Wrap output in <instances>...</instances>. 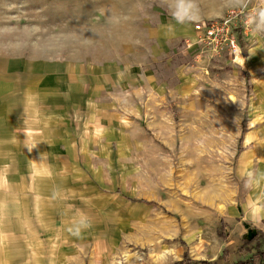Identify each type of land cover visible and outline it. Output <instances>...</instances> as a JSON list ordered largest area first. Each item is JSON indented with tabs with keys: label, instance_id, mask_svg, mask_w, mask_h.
Returning a JSON list of instances; mask_svg holds the SVG:
<instances>
[{
	"label": "rangeland",
	"instance_id": "374dc122",
	"mask_svg": "<svg viewBox=\"0 0 264 264\" xmlns=\"http://www.w3.org/2000/svg\"><path fill=\"white\" fill-rule=\"evenodd\" d=\"M189 2L0 0V264H264V31Z\"/></svg>",
	"mask_w": 264,
	"mask_h": 264
},
{
	"label": "built area",
	"instance_id": "2783aa9c",
	"mask_svg": "<svg viewBox=\"0 0 264 264\" xmlns=\"http://www.w3.org/2000/svg\"><path fill=\"white\" fill-rule=\"evenodd\" d=\"M249 11H231L219 20L198 24L188 47H201L215 56L225 53L237 62L241 58L240 37L246 38L250 30Z\"/></svg>",
	"mask_w": 264,
	"mask_h": 264
},
{
	"label": "crops",
	"instance_id": "0c3cea01",
	"mask_svg": "<svg viewBox=\"0 0 264 264\" xmlns=\"http://www.w3.org/2000/svg\"><path fill=\"white\" fill-rule=\"evenodd\" d=\"M218 4L220 10L218 12L221 15L245 6L253 14V33L260 30L264 31V19L261 18V12L264 11V0H218Z\"/></svg>",
	"mask_w": 264,
	"mask_h": 264
},
{
	"label": "clouds",
	"instance_id": "9594fccd",
	"mask_svg": "<svg viewBox=\"0 0 264 264\" xmlns=\"http://www.w3.org/2000/svg\"><path fill=\"white\" fill-rule=\"evenodd\" d=\"M175 11L173 12L174 18L182 21L184 17L189 15L191 4L189 0H174ZM261 18L264 19V11L261 12Z\"/></svg>",
	"mask_w": 264,
	"mask_h": 264
},
{
	"label": "trees",
	"instance_id": "16d2710c",
	"mask_svg": "<svg viewBox=\"0 0 264 264\" xmlns=\"http://www.w3.org/2000/svg\"><path fill=\"white\" fill-rule=\"evenodd\" d=\"M256 237V236H255ZM254 237V238H255ZM254 238L251 240V241H248V242H252L253 240H254ZM258 246H261V244H259ZM189 263V264H211V263H208V262H206V261H195V260H191L190 258H189V256L187 255V252H185L184 254H183V257H182V260H180L179 262H176V263H174V264H184V263ZM252 263V261H251V258H249L248 260H246L245 262H238V263H236V264H251Z\"/></svg>",
	"mask_w": 264,
	"mask_h": 264
},
{
	"label": "water",
	"instance_id": "95a60500",
	"mask_svg": "<svg viewBox=\"0 0 264 264\" xmlns=\"http://www.w3.org/2000/svg\"><path fill=\"white\" fill-rule=\"evenodd\" d=\"M252 238V237H251Z\"/></svg>",
	"mask_w": 264,
	"mask_h": 264
}]
</instances>
